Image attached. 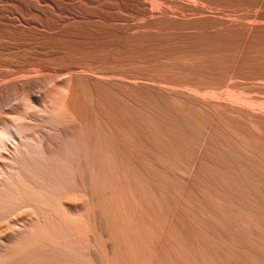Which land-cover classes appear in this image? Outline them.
<instances>
[{
  "label": "bare ground",
  "instance_id": "bare-ground-1",
  "mask_svg": "<svg viewBox=\"0 0 264 264\" xmlns=\"http://www.w3.org/2000/svg\"><path fill=\"white\" fill-rule=\"evenodd\" d=\"M12 1L0 264H264L256 0Z\"/></svg>",
  "mask_w": 264,
  "mask_h": 264
},
{
  "label": "rangeland",
  "instance_id": "rangeland-1",
  "mask_svg": "<svg viewBox=\"0 0 264 264\" xmlns=\"http://www.w3.org/2000/svg\"><path fill=\"white\" fill-rule=\"evenodd\" d=\"M18 1H19V3H18ZM174 1L177 2V3H185L186 1L190 2V1H195V0H174ZM12 3L15 4V6L17 5V7H19V8H22V6H23V4H22V2H20V0H14V1H12ZM18 4H20V5H18ZM243 9H244L243 12H254L256 10L264 11V1H261V0L257 1L256 0V1L247 2L243 6ZM2 57L3 56L0 54V58H2ZM0 67H1L0 68V72L6 71V70H10V68H11V67L9 68V66H7V65L6 66L5 65H1ZM0 78H2V80L0 79V82H3V77L1 75H0Z\"/></svg>",
  "mask_w": 264,
  "mask_h": 264
}]
</instances>
